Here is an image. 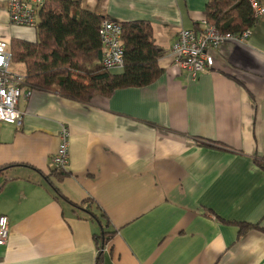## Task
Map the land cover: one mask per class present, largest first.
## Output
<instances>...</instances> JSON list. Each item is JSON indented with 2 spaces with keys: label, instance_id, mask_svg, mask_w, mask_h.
Masks as SVG:
<instances>
[{
  "label": "crops",
  "instance_id": "crops-1",
  "mask_svg": "<svg viewBox=\"0 0 264 264\" xmlns=\"http://www.w3.org/2000/svg\"><path fill=\"white\" fill-rule=\"evenodd\" d=\"M8 1L0 39L36 41L35 28L11 22ZM81 1L107 19L150 21L163 72L90 102L25 86L22 124L0 122L10 226L0 264H97L101 227L88 206L116 230L103 264H264V17L193 78L170 49L182 28L202 24L209 0ZM63 125L70 163L60 178L52 158Z\"/></svg>",
  "mask_w": 264,
  "mask_h": 264
},
{
  "label": "trees",
  "instance_id": "trees-1",
  "mask_svg": "<svg viewBox=\"0 0 264 264\" xmlns=\"http://www.w3.org/2000/svg\"><path fill=\"white\" fill-rule=\"evenodd\" d=\"M205 15V19L221 31L235 34L255 27L257 22L249 0H209ZM105 18L84 8L81 0H47L39 12L37 40L15 37L10 40L12 63L24 64L26 85L90 102L98 96H110L121 88L154 83L163 72L159 59L165 50L155 40L152 23L148 20L122 22L124 66L120 73H114L102 64L100 28ZM257 164L264 170V157L257 159ZM53 173L60 178L65 175L57 169ZM54 189L61 198L68 200ZM74 206L79 207L78 204ZM84 210L101 227L95 240L97 264H103L106 244L116 230L105 213L91 206ZM240 226L244 232L256 225L242 223Z\"/></svg>",
  "mask_w": 264,
  "mask_h": 264
},
{
  "label": "built area",
  "instance_id": "built-area-1",
  "mask_svg": "<svg viewBox=\"0 0 264 264\" xmlns=\"http://www.w3.org/2000/svg\"><path fill=\"white\" fill-rule=\"evenodd\" d=\"M47 0H9L8 15L12 23L36 29L39 12ZM257 22L264 17V4L260 0H249ZM256 22V24H257ZM254 28V27H253ZM253 28L235 34L221 31L206 19L199 27L182 28L170 49L174 65L179 70H187L193 78L210 70L215 65L214 50L228 41H243L250 37ZM100 34L102 39V64L107 69L124 66V45L122 43V23L105 18ZM10 41L0 39V122L20 126L23 112L19 109V100L26 86L24 74L12 70ZM70 137L68 126L60 131V144L52 158L53 166L66 171L70 163ZM10 226L7 216L0 215V246L9 240Z\"/></svg>",
  "mask_w": 264,
  "mask_h": 264
},
{
  "label": "rangeland",
  "instance_id": "rangeland-1",
  "mask_svg": "<svg viewBox=\"0 0 264 264\" xmlns=\"http://www.w3.org/2000/svg\"><path fill=\"white\" fill-rule=\"evenodd\" d=\"M23 64L22 63H17L16 65L15 64H12V66H11V68H12V70H14V69H17L18 68V70L20 71L19 73H21V72H23ZM113 70V69H112ZM115 70V69H114ZM21 74H23V73H21Z\"/></svg>",
  "mask_w": 264,
  "mask_h": 264
}]
</instances>
